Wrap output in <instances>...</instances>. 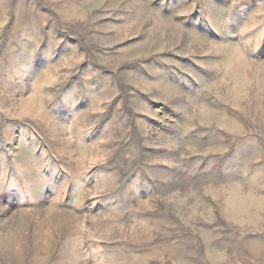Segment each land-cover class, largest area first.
Instances as JSON below:
<instances>
[{
  "label": "rangeland",
  "instance_id": "374dc122",
  "mask_svg": "<svg viewBox=\"0 0 264 264\" xmlns=\"http://www.w3.org/2000/svg\"><path fill=\"white\" fill-rule=\"evenodd\" d=\"M0 264H264V0H0Z\"/></svg>",
  "mask_w": 264,
  "mask_h": 264
}]
</instances>
